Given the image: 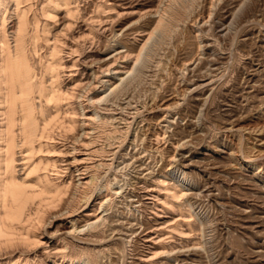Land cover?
Listing matches in <instances>:
<instances>
[{
  "label": "rangeland",
  "instance_id": "374dc122",
  "mask_svg": "<svg viewBox=\"0 0 264 264\" xmlns=\"http://www.w3.org/2000/svg\"><path fill=\"white\" fill-rule=\"evenodd\" d=\"M115 1H117L118 9L122 10V7L125 6L128 13V16L124 17L126 22L123 25H116V31L120 33L119 37L126 33V37L129 36L130 38L134 35V31L131 28L132 25L135 23L140 24L150 16L156 15L154 10L158 6L161 7L165 2L164 0L161 3L158 0V5L157 0H132V4L122 5V0ZM197 1L195 6L200 3L198 8L203 12L202 14L200 11L199 22L194 20L197 17H194L192 21L190 18L189 20L187 19L186 24L182 22L179 25V30L177 29L171 36L174 37L175 35V37L173 39L169 37V40L166 39L168 42L165 41V47L162 48L156 47L161 35L158 32L156 35L159 34V38L157 39L155 35L150 40L156 46H152L150 43L148 46L151 45L150 49L152 50L147 47L142 54L140 63H138L139 66L136 65L138 70L140 69L139 73L136 68L137 72L133 70L136 74L133 72V74L127 73L130 78L127 74H122L127 79L124 84L127 83V87H132L133 89L129 88L131 89L130 91L128 89L129 97L122 100L126 102L131 99L129 102L132 106L139 108L136 111L139 113H136V117L134 114V119H128L133 120L132 127L128 129V132L123 122L121 125H118L117 122L109 124V127L122 128V130L119 128L116 136L118 134L126 135L117 136L119 139L122 138L121 141H124L116 143V145L119 143L120 148L118 146L115 148L117 153H115L114 157L108 156L106 158L110 159H103L105 164H101L102 167L97 165L100 160H94L97 165L95 169L96 172L98 171V180L96 179L97 183L95 182V184L91 185L96 193L93 192L94 194L92 193V197L89 200L92 203L98 201L99 197L98 195L96 197V194L99 188L109 180L118 182L120 179L118 184L115 183L116 181L113 182L111 187L113 191L121 185L120 189L125 194L127 192L129 194L131 192L134 195L135 193L137 194V196L131 197L136 201L128 202L130 204L128 207L123 205L127 200L122 199L121 194L118 196L116 194L114 195L117 200H115V203H117L115 208L113 207L109 211L99 213V215H106L107 213V216L114 219V224L111 225V227L117 228L116 232H113L114 234L111 230H107V232L106 230L101 231V236L99 233L93 236L94 233L88 230L80 233L73 230L70 231L72 218H78L77 224L81 226L89 217L92 216V220L95 217L93 214L87 216L85 213L83 215L79 213L82 207L86 205V202H84V199L79 200L80 196H74L73 191L74 184H78L85 179L80 178L84 174H80L76 170L77 166L82 165L77 162H79L78 159L84 156L83 152L88 146L86 144L88 135L84 134V130L87 127H85L84 122L91 114V109L95 107H101L102 111L100 110V114L102 116L106 113H113V111H111L112 113H109L110 111L104 112L105 109L103 107L105 105L98 102L95 103L93 100L107 93L106 91L109 93V90L104 91V86H101V82L99 83L95 80L93 73H95L97 68L95 65L99 64L97 62L101 59H108L113 51L105 50L106 52H104V49L101 51L92 48L79 54L76 77L83 82H79L80 85L74 87L75 83L69 78L65 77L64 81L65 89L75 88V96H73L72 101L77 109L76 127L74 131L70 132L72 133L71 135L69 133L68 139H62L63 141L59 143L64 145H58L57 151L51 152L58 160L56 162L57 166L62 167L63 170L65 169L63 178L65 181L70 182V192L68 191L69 193L67 192L63 197L64 200L62 199L61 206L60 203L49 210L50 213L46 214L49 224H47L48 226H43V228L45 227L43 229L45 233L43 242L45 243L42 244V247L49 246V248H52L60 238L59 241L75 242L80 246L85 245V247L91 249L90 251L88 250L90 253L86 254L91 259H99L96 251L105 247L104 249L107 250L105 252L116 256L115 258L113 257L114 260L107 261V264H146L143 260L140 262L141 259L150 256L152 254L150 251H154L156 247L150 240L146 241V238L156 236L158 233L155 234L154 230L160 223V225L173 223V220L178 215L177 211H171L163 207L162 202L165 201V195L159 189L158 180L160 175L164 174L166 176L163 178L168 183H183L185 190L188 191L187 197L189 196V198L180 197L175 199V202L186 213H194L192 224L196 231L192 236L180 237L176 235L175 240L165 242L166 245L165 243L164 245L166 247L164 250L166 251L158 254L159 257L156 255L153 257L154 259L152 258L156 263L157 260L158 262L163 260L170 263L176 262V264H264V162H262L264 157L259 159L256 157L260 148L264 149V0H227L231 2L226 4L223 9L222 5L227 3V1H215L217 6L213 7L214 11L212 13L214 15L217 12L219 13L215 16L211 15L210 20H207L209 3H206L207 1L205 2V0ZM83 2L84 0L82 4H84ZM203 2L207 4V7L202 6ZM242 2L246 3L243 4ZM239 5L241 6L239 7ZM202 7H204V10ZM225 8L228 11L224 10ZM145 11L147 12L145 13ZM230 11H232L231 14L229 13ZM233 11L235 12L234 14H232ZM213 17L219 23H215ZM205 19L207 20V26L203 24ZM220 23L224 24L221 25ZM197 24L201 25V27L203 25V27L201 28ZM226 26L227 28H225ZM197 27H200L199 30H197ZM200 29L202 30L200 31ZM227 29L229 30L228 32ZM110 32L108 31L107 33L108 37L112 36ZM205 32L208 35L204 34ZM196 33L201 34L200 36L202 37L196 35ZM200 40L203 41L201 42L202 50L199 47ZM158 49H163V51ZM151 53L152 55L154 53V58L152 56H150L151 58L149 57ZM159 53L161 54L159 55L161 56L160 59ZM147 54L149 55L146 56ZM199 56L202 58H198ZM144 59L146 60L144 61ZM146 61L152 64L156 62V66L155 64L152 66L150 63L146 64ZM143 62L147 65L146 67L144 65L146 69L144 67V69H141ZM67 64L69 66L71 61L67 60ZM128 65L132 66L133 64L129 62ZM148 66L151 67L152 73ZM214 67L218 68L215 69ZM141 72L144 73L143 78L141 77ZM152 74L157 75L153 76ZM102 75L100 74L99 76ZM145 75L147 78H145ZM133 76L134 78H131ZM102 78L108 77L104 76ZM95 83H99L97 88ZM91 86L95 87L92 88ZM79 92L86 94L90 99H83ZM81 100H84V105L88 106L83 110L84 112L79 107ZM134 101L137 102L135 103ZM126 110H122L125 118L131 115ZM116 116H119V114ZM124 131L126 133H123ZM78 136L79 140L77 139ZM72 144L78 149L73 151L72 147L74 145ZM73 157H77L75 159L77 162H75ZM250 158L253 160L256 158L257 161L251 162ZM259 167L261 169L257 174ZM149 172L151 173L149 174ZM91 186L86 189H90ZM102 194L105 195L106 191ZM102 194L100 197L104 198ZM186 199L191 200L192 206L187 205L188 200ZM121 200H124V203ZM131 203H133V206ZM67 207L70 209L75 208V214L73 212L70 214ZM94 207L97 208L98 205L96 204ZM102 208H100V211ZM86 209L88 210L89 208ZM129 209L133 210L130 211ZM57 210H59L61 215L59 214L58 216ZM64 210L68 212L66 213ZM85 212H90V210H85ZM96 214H98L97 211H94V215ZM135 216L143 224V227L132 235V230L139 226V224H134V228L130 226V223L138 222ZM50 221L52 222L51 224ZM144 227L145 229L147 227V229L145 230ZM181 245H189L190 250L175 252L180 248L178 247L172 251V247ZM149 248L152 249L150 250ZM114 250L116 251L114 252ZM41 251L42 248L38 253H41ZM175 258L179 260H174ZM39 260L41 264H53L51 261L44 259L41 254L39 255Z\"/></svg>",
  "mask_w": 264,
  "mask_h": 264
},
{
  "label": "bare ground",
  "instance_id": "6f19581e",
  "mask_svg": "<svg viewBox=\"0 0 264 264\" xmlns=\"http://www.w3.org/2000/svg\"><path fill=\"white\" fill-rule=\"evenodd\" d=\"M82 1L83 0H0V264H41L39 260L40 254L43 255L44 259L51 261L53 264H107V261L110 262L114 260L113 257L115 258L116 256L111 255V253L109 252H105V247L99 249V251L96 249V252L98 253L96 255L99 259H91L86 256V254L90 253L89 251L91 249H88V247H85V245L80 246L75 242L70 243L59 241L60 238H57L58 241L56 242L57 244L54 247H42V244L45 243L43 242L45 234L43 231L45 227L43 228V226L49 224V219H46L48 217L46 214L50 213L49 210L58 206L61 203L62 199L64 200L63 197L67 194L70 188V182L65 181L63 178V173H65L63 171L65 169L63 170L62 167L60 168L57 166L56 162L58 160H56L57 158H55L54 155L51 154V152L55 151L58 145H62L63 143H59L63 140L68 139L69 133L74 131L76 127L77 109L74 106L75 104L72 101V98L73 96H75L74 87L80 85L79 82H81V80H78V78L76 77L78 71L77 65L79 64L77 62H79L78 59L80 57L79 54L89 51L92 48H96L101 51H103L104 49V52H106L105 50L113 51V53L109 55L108 59L105 58L101 59L100 61L98 60L99 62L96 61L99 64L95 65L97 66V70L95 69V73H93L95 80L99 83L101 82L102 85H100L104 86V91L109 90V93L108 91H106L108 94L105 93L99 98H95L93 100L95 101V103L98 102L105 105V107H103L102 105L103 109H105L104 112L110 111L109 113H112L111 111H113V113H106L104 116H102L100 114L101 107H95L91 109V114L86 118V122H84L87 129H83L84 134L86 136L88 135V137H86L88 138L86 141V144L88 146H86L85 144L86 149H83L84 156L78 159L79 162L75 160L77 159V157H73L75 162L82 164L80 166H77L76 170L79 171L80 174H84L83 177L80 178H85L83 181H80L78 179L80 182L78 184H74L75 186L73 185L74 196H80L79 200L84 199V202H86V205L82 207L79 213L82 215L85 213L87 216H91L93 214V216L95 217H93V220L92 216L89 217L81 226L77 224L79 220L78 218H72V228L70 231L73 230L77 233H80L82 231L84 232L85 230H88L93 232V236H95V234L98 233L100 235V232L104 230H106V232L107 230H111L112 233L117 230L116 227H111V225L114 224V219H111L109 216H107V213L106 215H99V213L103 211H109L113 209V207L115 208L117 203H115L116 197H114V195L117 194L118 196L119 194H121V196L123 197L122 199L127 200V202L123 204L127 207L130 205L128 202L135 200L131 197L137 196V194L135 193L134 195L133 192H131L130 194L127 192L129 195L127 193L125 194V192L121 191L122 189H120L122 187L121 185L118 189H115L113 191L111 187L113 185V182H115L116 180L113 182L109 180L102 187H100L99 190L97 189L98 193L96 194V197L98 195L99 200L97 198L98 201H96L95 203L89 201L92 197V193L94 192V188L91 185L95 184L96 179L98 180V171L96 172L95 167L97 165H100V167H102L101 164H105V160L103 161V159H110L106 157H114L115 153H117L115 151V148L117 146L119 147V143L117 145L116 143H121L124 141H121L122 138L119 139L117 137L123 134L117 133L118 135L116 136V132H119V128L120 130H122V128L119 127L117 129L115 128V126L113 127L111 125V127H109V124L117 122L118 125H121L123 122L125 123L124 125H126L125 128L128 132V129L132 127L131 125L133 121L128 119H134V114L136 117V113H139L136 112L139 108H136V106H132L129 102L131 99H128V101L126 102L122 100L129 97L128 92L132 89V87H127V83L124 84V81L127 79L125 75L123 76L122 74H133V70L137 72L136 68L137 66H139L138 63H140L142 54L144 53V51H146L145 49L148 47L149 50H152L150 48L152 46H156L154 45L155 43L152 41L154 43L152 44L150 40L158 32L161 35L160 38L158 37L159 34L156 35L157 39H160L156 47H165V41L168 42L166 39H168L169 37L173 39L175 37V35L174 37L171 36L174 32H176L182 22L186 24L187 19L189 20L190 18V20L192 21L194 17H197L194 20H197L199 22L200 20H198V17H200L201 15V10L200 8H198L200 7V3H197V5L195 6L197 0H165L164 4L161 7L158 6L157 9L154 10V14L156 15L150 17L148 16L149 18L144 22L141 21L142 23L140 24L135 23L134 25H132V27L129 25L134 31V35H132L131 38L129 36L126 37V33H123L122 37H119L120 33L116 31L115 27L116 25H123L126 22L124 21V17H127L128 13L125 6L122 7V10L118 9V4L115 0H84V4H82ZM133 1L122 0V5H125L127 3L132 4ZM159 1H161L162 3V1L164 0ZM215 1L219 0H205L206 3H209V15L207 20L212 17L211 15H214L212 12L214 11L213 9L216 5ZM205 2H203L204 4L202 6L207 7V4H205ZM230 2H224L225 4L222 5V9L226 4ZM242 3L244 4L246 2ZM242 3L241 5H243ZM241 5H239V7ZM202 8L204 10V7ZM226 8L224 10H226ZM197 9L199 12L197 11ZM146 12L147 11H145V13ZM231 12L232 11H230L229 13L231 14ZM234 13L235 12L233 11L232 14ZM207 20L205 19L203 22V24H206V26L208 25ZM213 21L215 23L218 22L214 19V17ZM220 24L223 25L224 23ZM199 26L201 27V25ZM200 27H197V30H199ZM225 28H227V26ZM228 29L227 32L231 30ZM201 30L202 29H200V31ZM108 31H111V37H108ZM204 34L207 33L205 32ZM196 35L200 36L201 34L199 35V33H196ZM201 42L203 41H199L200 50H202ZM150 43L152 45H150L151 47L148 46ZM160 51H163V49ZM156 52L158 53V51ZM149 54H147L146 56H148ZM159 55L161 54L159 53L158 56ZM150 56L153 57L154 53L153 55L151 53L149 57ZM160 57L161 56H159V59ZM198 58H200V56ZM67 60L71 61V64L69 66L67 64ZM145 60L146 59H144V61ZM148 61H146V64L151 62ZM129 62H132L133 65L129 66ZM155 63L150 64L152 66ZM144 65L145 63L143 64V66L141 65L142 68L141 66L140 68L144 69L147 66L145 65L144 67ZM149 68V70H151V67ZM217 68L218 67H216L215 69ZM100 74L103 75L99 76ZM140 74L142 75L140 76L143 78L144 73L141 72ZM148 75L149 74H147V76ZM152 75L154 76L155 74ZM104 76L108 78H102ZM147 76L145 75V78H147ZM65 77H67V79L69 78V80H72L75 83L73 88H64ZM128 77L130 78V76ZM131 78H134V76ZM139 79L142 80L141 78ZM130 80L133 81L134 79ZM99 83H95L96 88ZM132 86L135 87L134 85ZM79 94L83 97V99H90L88 98L89 96L87 97V95L84 93L81 94L79 92ZM84 104L85 101L81 100L79 103L80 106L78 105L82 109V111L86 109V107H88ZM122 110H126L131 115L127 118L123 117L122 112L124 111ZM117 114H119V116H116ZM123 133L126 132L124 131ZM71 134L72 133H70V135ZM78 138L79 136L77 137V139ZM72 149L73 151H75L78 149V147L76 149L74 145ZM256 157L258 159L260 157H264L263 148H260ZM94 160H100V162L96 165V161ZM250 161L254 162L257 160L255 158V160L251 159ZM260 169L261 168L259 167V171H257V174L260 172ZM150 173L151 172H149V174ZM164 176L166 175L161 174L159 180L157 179L160 185L159 189L162 190L163 194L165 195V201L162 200L164 201L162 202L163 207L171 211H177L178 215L173 220V223H169L167 225H160V223L159 226H157L154 230L155 234L158 233L156 236H148L149 238H146V241L150 240L156 246L154 251H150V253L152 252L150 256H147V258L141 257L143 259H141L140 262H142L143 260V262H145L146 264H176V262L170 263L163 260L159 262L157 260L156 263V261L153 260V257L166 251L164 250L166 247L165 242L175 240L176 235H179L180 237H189L192 236V234L196 231L195 227L192 224V216L194 215V213H186V211L175 202V199L177 198L187 197L188 191L185 190L184 184L168 183L166 179L163 178ZM119 180L118 182H120ZM118 182L116 181L115 183L118 184ZM90 186L91 188L88 189V191L86 188ZM104 191H106L105 195L102 194ZM101 194L104 195V198L102 197L103 199L100 197ZM187 198H189V196ZM124 200H121L122 203H124ZM186 200H188L187 205L192 206L191 200ZM138 201L140 200L138 199ZM113 203L115 204L113 205ZM87 204L89 205V207ZM96 204L98 205L97 208L94 207L96 206ZM132 204L133 203H131V205ZM61 205L62 203L60 204V206ZM68 208L69 207H67V209ZM86 208L89 209L87 210ZM100 208H102L101 211ZM59 210H57L58 216L59 214L61 215V213H59ZM85 210H90V212H85ZM129 210L131 211L133 209ZM74 211L75 208H69L70 214L72 212L74 213ZM94 211H97L98 214L94 215ZM69 213L68 215H70ZM49 218L51 217L49 216ZM135 219L138 220L136 216ZM51 223L52 222L50 221V224ZM134 224H139V226L138 228L132 230V235L136 233L139 228L143 227V224H141L139 220L136 223H130V226L134 228ZM185 247L187 248L184 249ZM41 248V253H38ZM177 248L178 251L176 250L175 252L190 250L189 245H181L172 247V251ZM115 251L116 250H114V252ZM168 259H170V257H168ZM174 260L179 259L175 258Z\"/></svg>",
  "mask_w": 264,
  "mask_h": 264
}]
</instances>
